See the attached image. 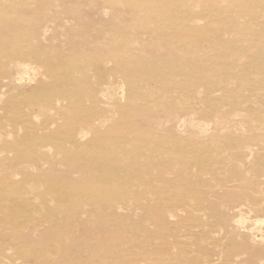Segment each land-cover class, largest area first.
<instances>
[{
  "label": "rangeland",
  "instance_id": "374dc122",
  "mask_svg": "<svg viewBox=\"0 0 264 264\" xmlns=\"http://www.w3.org/2000/svg\"><path fill=\"white\" fill-rule=\"evenodd\" d=\"M184 1L183 5L181 0L164 10L156 1L148 7L145 4L146 10H135L136 19L116 29L109 27L107 44L110 48L128 47L135 54V47L141 46L136 36L151 28L154 34L169 39L170 48L172 44L195 46L193 28L208 23L207 17L195 14L216 8L221 17L236 16L237 9L231 0H211L200 7L196 6V0ZM13 2L18 1L0 0V5H13ZM116 2L122 6V0ZM243 4L251 7L260 2L245 0ZM176 6L183 10L178 12ZM68 8L54 7V14L49 12V17L56 13L67 17L66 25L70 29ZM88 11L90 21L102 23L109 17L99 7L85 12ZM126 13L119 11L121 18ZM26 14V17L34 16L7 10L1 19L19 20L26 18ZM45 25H41L42 33L39 31L36 39L44 37L43 42L35 40L39 48L28 50L27 44L2 47L5 39L0 35V264H258L259 260L264 261V249L256 252L250 247L254 235H259L255 232L249 238L255 219L264 218V213L258 214L257 206L264 200V186L255 188L250 181L259 177L264 183V171L260 175L247 172H243V177L231 175L224 167H239L238 161L233 158L230 162L224 139L219 138L221 133H244L239 132V124L249 119L255 120L251 126L256 130L248 131L249 135L244 133L246 139L253 133L264 135V109L253 112L248 109L249 100L264 101V92L258 90L257 84L248 93L250 97L238 99L242 101L238 109L222 108L227 119L196 114L184 117L191 124L175 126L168 122L162 103L178 100L183 106L204 108L205 100L196 91L182 90L179 86L170 90L165 78L149 88L145 72L135 73L131 77L133 83L128 76H119L116 74L119 69H130L139 60L129 53L117 63H107L111 73L103 78L94 67H98V62L92 55L75 60V65L74 60L70 61L66 52L73 47L70 36L69 40L65 36L67 28ZM78 39L81 40L75 37ZM78 47L75 45L76 50ZM25 48L30 58L23 56ZM11 51L16 54H9ZM60 51L65 54L60 56ZM183 52L177 50L180 56ZM218 56L222 59L224 54ZM42 59L52 64H43ZM24 61L29 67L27 72L18 67ZM252 72L259 76L255 82L264 79V66L258 65ZM31 79L35 82H30ZM78 80L92 85L88 88L91 94H86L88 89ZM131 84L139 87L138 95L130 93ZM101 88L110 91V104L97 105L90 99ZM133 112H136L134 116ZM153 114L159 120L151 126L146 119ZM258 115L263 120H258ZM135 121L141 124L136 125ZM79 132L84 133L83 139ZM255 145L257 158L242 162L264 165V145L259 142ZM106 154L110 158L105 161ZM137 164L134 173L128 169ZM261 206L264 207L263 202ZM241 217L251 221L246 228L237 223ZM209 260L214 263H208Z\"/></svg>",
  "mask_w": 264,
  "mask_h": 264
},
{
  "label": "bare ground",
  "instance_id": "6f19581e",
  "mask_svg": "<svg viewBox=\"0 0 264 264\" xmlns=\"http://www.w3.org/2000/svg\"><path fill=\"white\" fill-rule=\"evenodd\" d=\"M17 1H18L17 3L13 2V5L12 4L11 5L9 4L7 6L0 5V35H2V37L5 39V42H2V44H4L2 47L7 48L8 46H17L16 44H20V47H22L23 44H27V47H29L28 50L31 48L32 49L39 48L37 47L35 42L41 41L44 38L42 36L43 38L40 37L41 40H36L39 34V31H41L40 29L41 25L51 24V26L53 27L55 25H58L59 28H62V27H64L65 29L67 28L68 32L66 31L67 33H65V36L68 37V40L70 36V38L72 39L71 44L73 47L71 48L72 50L70 49L71 51L66 52L69 56L68 58L70 59V61L72 62L74 60L73 62L75 65V60L76 61L82 60L87 55H92L93 57L92 59L98 62V67L96 66L94 67L96 68L97 71H99V75L101 77L103 76V78L104 77L106 78V75L108 76V74L111 73V68L107 67V63L109 62L117 63L119 61V58H124L125 55L128 53L131 54L133 57L135 56L139 57L138 62L133 64L132 68L119 69L118 70L119 72L117 71L116 74H119V76L120 75L122 76L124 75L125 77L128 76V78L130 79V82H132L133 79L131 77H135L134 76L135 73L145 72L147 73L148 78L146 81H147V87L149 88H153L152 85L155 83V81L165 78V79H168L169 81L168 87L170 90L175 89L176 86H179L182 90L185 89L187 91L188 90H192L194 92L196 91L197 95L199 94L198 96H200L199 98L201 97L204 98L205 100L204 108L203 107L193 108L188 105L183 106V105H180L179 103L180 101L178 102V100L174 102L164 101L162 104L164 107L163 111L166 113L165 116L167 117L168 122L169 121L172 122L175 126L178 125L179 127H183L185 126V124H191V120L190 121L187 120V122H185L184 117H190L196 114L198 115L201 114L203 116H207L210 118L213 117L215 119L217 118L218 120L226 118L227 116L225 117L224 115L225 113L223 114L225 108L224 110H222V108L225 106H228L233 109H238L239 106H241L240 104L242 103V101L238 99L250 97L248 96V93L251 94L253 92V89L255 88L254 83L257 84L258 90H262L261 92H264V79L263 80L260 79L259 81L255 82L254 80L259 79L258 78L259 76L258 74H255L257 72H254V73L252 72V70L255 69L256 66L258 65L261 67L264 66V0H259L260 2L259 5L251 6V7L243 4L245 0H238L237 3L231 0V5L235 6L237 10H236V16H234L235 15L234 14L232 16H229L228 18L221 17L216 8L215 9L214 8L213 9H202L200 14L197 13L195 15L201 16V17H207L208 23L207 25L203 27L198 26V28H193V33H195V35L193 36L194 42L196 43L194 44L195 46H188V44H182V46H178L177 44H172L170 48V46H168L169 44L167 43L169 42L168 41L169 39L167 37L165 38L161 35L154 34L151 28L150 29L145 28V31H143L144 30L143 29L139 33L141 34V36L138 35L139 36L138 37L135 35L139 39L138 44L141 45V46L135 47L136 48L135 54L131 53L132 50L128 47L127 48L126 47L121 48L120 46L119 47L115 46L112 48L109 47L106 41V38L109 36L108 35L109 27H114V29H116L119 26L123 25L124 23L136 19L137 14L135 13V10H139L142 12V9L145 7V4L148 7L149 4H154V2L156 1L157 5H159V7L164 10L167 7L176 5L177 3L181 2V0H122V6H119V4L116 2L117 0H30L31 1L30 3H29V0H17ZM196 1L198 2L196 5L197 7L198 6L200 7V5H204L205 3H208V2H212L211 0H196ZM184 2L186 1L183 0L182 5L184 4ZM61 5H66L67 7L71 9V10L69 8L67 9L69 10V14H70L68 18L72 20V26L70 29H68V26L66 25L67 17L65 18V16L59 13H56V12H55L56 13L55 16L51 14L52 17L51 16L49 17V12H52L54 7L58 8ZM97 7H99V9L103 11L105 15L109 16L107 19L104 18L102 23H98V21H92V20L90 21L87 19L89 17L90 12L88 11L86 13L85 12L86 9H90L91 12H93L95 8ZM197 7L193 9H197ZM176 9L178 10V12H181V10H183L181 7H178V6H176ZM7 10L12 11L13 13H17V12H26L28 14L32 13L34 14V16L30 17L31 15L29 14L30 16L26 17L27 16L26 14L24 15L26 18L22 17L23 19L16 20L15 18L14 19L12 18V19H6V21H4L1 19V17L7 13ZM120 10H125L127 12L126 16H124L123 18H121L119 15ZM143 10H146V9H143ZM43 29H44L43 31H46L45 29H48V26ZM46 35L48 34L46 33ZM56 36H58V34L55 35V37ZM226 36H229V38H226ZM75 37L81 38V40L78 39L79 41H76ZM50 38L48 39L50 40L53 39L52 37ZM63 39H66V38L63 37ZM1 41L3 40L1 39ZM47 43H49V41ZM51 43H54V42H51ZM75 45L79 46L78 47L79 50H76ZM60 46L58 49H60ZM84 47L85 49H83ZM28 50L23 55L26 58L31 57V55H29L30 53ZM177 50H181V51L183 50L184 51L183 56H180L179 54H177ZM9 54L14 55L16 54V52L11 51ZM64 54L61 53L59 55L63 56ZM219 54H222V55L224 54L222 59H220V57L222 56H218ZM18 56L21 57L22 55L19 53ZM42 63L46 65H51L52 61H49L48 59H44L43 61L42 59ZM18 67L25 72H27L28 71L27 68H29L25 61L20 62L18 64ZM249 73L255 74V75L249 76ZM79 74L81 75V72ZM76 77H80V76H76ZM72 78L75 79V77H72ZM75 80L77 82V79ZM33 81L34 79L30 80V82H33ZM82 81L78 80V83L84 84L87 89L89 87H92L90 83L85 84L84 81L83 82ZM101 82L103 84L105 83L108 85L105 79L104 80L101 79ZM131 86L132 87L129 90L130 93L132 92V94L135 96L138 95L139 92L137 91V89H139V87H137V85L135 84H131ZM88 91L89 89L86 91V94L87 93L91 94V90L89 92ZM134 91H136V93H134ZM110 97H111L110 91L105 90V89L103 90L101 88L97 90L95 93H92V95L90 96V99H92L97 105H101V104L106 105L107 103L110 104L109 102ZM239 101H241V103H239ZM249 101L251 102V104L249 103V106H248V109L250 110V112L261 111L260 109H264V101H261V100L260 101L259 100L258 101L249 100ZM244 102L245 104H247L246 101ZM135 113L136 112H133V116L135 115ZM150 114L152 115V113ZM126 117L130 119L129 115ZM257 117H258V120H263L259 115ZM157 119L158 118L156 117V115L153 114V116L148 117V119L146 120H149L150 122L148 121V123H150V125L153 126V124L155 123V121H157ZM229 119H230V116H229ZM240 121H241V118H240ZM254 121L255 120L253 119H249L246 122L243 121L239 124L241 129L240 130L238 129L240 127H238L237 129L239 130V132L242 130V132L248 134V131L256 130L254 129V127L251 126V124ZM136 122L137 121H135V124ZM217 123H220V122L217 121ZM140 124L141 123L138 122L136 125H140ZM233 126H234V123H233ZM212 127L213 126H211V128ZM240 133L231 132L229 135H225L226 133L222 135L221 133V135H219V138L224 139V142L226 144L225 149L226 151L227 150L229 151V154L226 156L230 160V162L233 161V158L237 159L238 161L237 165H239V167L240 166H242L243 168L245 167L247 171L243 169H242L243 171H241V168H239L238 166H233L232 169H227V165H226V167L224 168H226V170L233 176L236 175L239 177L240 176L243 177L245 175L244 174L245 172L249 174L251 173L254 175H260V173L264 171V165L255 166L254 164H251L252 165L251 166V165H248V163L245 164V162H242V161L245 159L247 162H249L250 160H254L257 158L254 147L256 146L255 145L256 142H259L260 144L264 145V135L253 133L251 134L252 136H250L249 139H246L245 137L246 135H244V133H241V134ZM78 136L80 137V139H83L85 137L83 132H79ZM158 140L161 141V139H158ZM220 146L221 145H219V147ZM109 158H110L109 154H106V156L103 157L105 161L108 160ZM203 166H204V163L201 164V169ZM137 167H138V164L137 166L129 167L128 169L134 173L137 170ZM193 173H196V171ZM217 175L219 176L220 173ZM254 175L252 177H254ZM225 177L227 176L225 175ZM239 180L241 181L242 179H239ZM250 184L254 186L255 188L258 186H264L263 185L264 183L262 182V180H259V177H257L255 181L252 179V181H250ZM261 202L264 203V200L259 201L260 207L259 205H257L258 211H259L258 214L264 213V207L261 206ZM109 211L111 212V210ZM261 219H264V218L259 217L255 219V221L261 220ZM166 227L162 226V228H166ZM171 227L173 226L171 225ZM255 227L256 225L254 224V228ZM255 232L259 236L261 235L260 231H255ZM255 232L252 231L251 229V233H250L251 236H249V238L252 237V235H254ZM254 237H255L254 244H252V246L250 247L252 248V250H258L256 252H260L262 251L261 249H264V243L256 239V237L258 236L254 235ZM208 263H214V261L209 260ZM258 264H264V261L259 260Z\"/></svg>",
  "mask_w": 264,
  "mask_h": 264
},
{
  "label": "clouds",
  "instance_id": "9594fccd",
  "mask_svg": "<svg viewBox=\"0 0 264 264\" xmlns=\"http://www.w3.org/2000/svg\"><path fill=\"white\" fill-rule=\"evenodd\" d=\"M0 99H2V97H0ZM250 222L251 221L245 217H241L240 220L237 221L238 225L241 228H246V225ZM255 225H256V227L254 229H252V231H254V232L260 231L261 235L256 237V239L259 240L260 242L264 243V219L256 220Z\"/></svg>",
  "mask_w": 264,
  "mask_h": 264
}]
</instances>
